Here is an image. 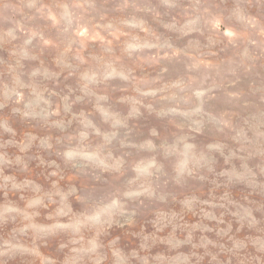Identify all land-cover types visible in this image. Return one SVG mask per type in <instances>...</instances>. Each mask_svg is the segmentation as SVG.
<instances>
[{
  "label": "clouds",
  "instance_id": "obj_1",
  "mask_svg": "<svg viewBox=\"0 0 264 264\" xmlns=\"http://www.w3.org/2000/svg\"><path fill=\"white\" fill-rule=\"evenodd\" d=\"M40 6L55 11L60 20L33 15L29 19L36 25L35 34L20 37V44H13L18 39L11 32L4 38L12 48L9 59L0 60V147L16 145L27 153L25 148L38 143L61 157L63 167L56 160L49 163L54 169L49 175L56 179L47 190L31 176L18 178L0 167V264H10L17 257L31 258L30 264H264V203L250 198L257 189L264 190V112L253 110L227 127H217L203 110L172 109L167 117L169 147L164 146L163 138L158 139L157 147L148 154L157 164L149 172L137 173L134 164L143 154L126 145L136 119L114 107L109 73L112 68L127 73L121 80H127L122 89L129 92L133 85L141 88L152 83L137 78L136 73L149 61L134 47L152 38V26L142 35L140 26L115 21L112 40L102 52L81 61L79 57L71 59L68 53L79 42L78 25L92 27L87 16L93 9L91 0H41ZM65 7L71 9V25L63 23L61 9ZM156 7L163 11L153 19L178 34L177 40L189 37L187 31L218 38L229 28L235 33L233 44L254 58L264 57V0H160L158 6L143 0H121L118 5L119 10L136 13L155 12ZM164 16L170 20L165 22ZM215 21L221 24L219 30L213 26ZM177 23L191 27L182 32L173 27ZM45 40L51 43L45 44ZM50 51L55 52L51 63L47 59ZM22 60L38 63L35 69L26 70ZM52 64L60 71L80 74L79 95L70 87L66 94L50 89L49 85L58 88L60 84L59 72L47 73L46 66ZM139 99L145 104L153 102L146 93H139ZM81 102L91 103L92 108L74 112L73 106ZM176 103L179 106L180 101ZM99 104L125 123L117 124ZM5 109L10 113L5 114ZM17 114L42 120L62 135H40L32 125L17 139L13 126ZM74 124L78 126L73 128ZM33 131L38 135L33 136ZM5 134L12 138L3 140ZM205 136L209 138L203 140ZM186 143L196 147L187 151ZM0 164H19L24 172L29 171L23 157L10 159L7 151L0 152ZM210 177L216 188L222 186L220 178L224 177L225 187L244 184L252 192L244 202L232 198L228 191L211 200L185 196L180 203L188 212L200 206V223L188 224L182 214L158 208L151 222L153 231L138 225L137 217L146 203H167L169 196L177 199L169 192L170 185ZM18 193L19 200L15 199ZM204 205L223 211L216 215ZM41 209L48 210L43 219ZM226 216L233 217L235 225ZM203 220H214L217 227H209ZM207 233H215L216 238ZM50 238L60 241L62 256L44 250Z\"/></svg>",
  "mask_w": 264,
  "mask_h": 264
},
{
  "label": "rangeland",
  "instance_id": "obj_2",
  "mask_svg": "<svg viewBox=\"0 0 264 264\" xmlns=\"http://www.w3.org/2000/svg\"><path fill=\"white\" fill-rule=\"evenodd\" d=\"M91 3L93 9L87 16L92 27L87 23L78 25L76 35L79 42L73 45L72 52L68 53L71 59L79 57L81 61H84L90 56L99 55L104 45L112 40L111 32L115 21L140 26L143 29L142 35L147 34L148 25L152 26L154 32L151 39L144 41L142 45L134 46L137 50L142 51L138 55L145 56L144 58L149 61L144 68L136 73V76L140 80H147L152 83L141 88L133 85V89L129 92L127 89H122L126 86L127 80H121L122 77H127V73L116 68H112L109 73L110 78L113 79L109 81L108 87L114 107L122 113L133 114L136 119L133 121L135 129L128 131L129 138L126 145L128 148L136 149L143 154L142 158L134 164L137 173L149 172L157 164V160L150 158L148 154L157 147L158 139L163 138L164 146L169 147L166 141L170 134L171 125L167 117L172 109L203 110L212 118L213 124L217 127H227L253 110L264 112V57L254 58L247 54L243 48L233 44L235 33L231 29H223L221 37L206 38L207 33L204 35L194 34L187 31L191 27L187 23L183 25L177 23L173 27L182 32L187 31L189 36L177 40L178 34L168 32L153 19L156 13L160 10L163 11L162 8L156 7L155 12L145 10L144 13H136L130 12L129 9L119 10L118 5L121 0H109L108 4H104V0H91ZM143 3L158 6L160 0H143ZM40 4L41 0H0V60L7 61L10 57L12 45L4 43L6 34L11 32L17 37L18 40L13 41V44L22 43V39H19L22 36L35 34L36 25L29 17L46 14L49 21L60 20V16L55 11L49 10L47 6H40ZM61 14L65 25H71L74 22L70 8L61 9ZM162 19L168 22L170 17L164 16ZM213 26L216 30L221 28L219 21H215ZM44 43L50 44L51 41L45 40ZM254 48L253 45L249 52ZM54 55V51L47 54L49 63H51ZM71 59L68 61L69 63H71ZM21 63L26 70H30V68L35 69L38 62L22 60ZM46 68L47 73L59 72V87L54 88L49 85L53 92L57 90L66 94L70 87L76 89L75 95L80 94L78 90L79 73H70V70L60 71L55 64L46 66ZM2 69L3 64H0V70ZM139 93L150 94L153 102L145 104L139 99ZM75 95H73V99H75ZM106 99L107 97H101V100ZM177 101H180L179 106ZM97 106L107 116L114 117L117 124L125 123L119 115L105 108L103 104ZM91 108V103L81 102L73 106V111H87ZM4 113L9 114L10 109H5ZM96 119L100 120L99 114H97ZM32 125H35L34 130L40 135H62L59 129L45 126L42 120L21 118L19 114L13 117V126L18 131L17 139ZM77 126L74 124L73 128ZM35 131L32 132L33 136L38 135ZM11 138L10 134H5L3 140ZM208 138L205 136L202 139L207 140ZM43 139L44 137H39V140ZM184 147L187 151H192L196 146L192 143H186ZM3 151H7L9 158L13 160L16 156L23 157L29 167V171L24 172L22 165L13 164L5 167L0 164V167H4L5 174H16L18 178L31 176L46 190L51 188V181L56 179V177L49 175L54 170L48 166L49 163L56 160V163H60L63 167L61 157L54 152L41 148L38 143L30 144L25 148L24 152L27 153H22L16 145H9L7 149L0 147V152ZM41 160L45 163H41ZM212 179V177L203 181L189 179L179 184L170 185L168 190L177 199L173 200L172 196H169L167 203H146L137 217L138 225H144L148 231H153L154 227L151 222L155 220L154 210L158 208L167 212L175 211L182 214L184 222L188 224L200 223V206H197L194 212H188L180 203L185 196L196 195L201 200H211L213 196L218 198L225 191H228L232 194V198L244 202V197L252 192V189L244 184L234 183L225 187L227 178L224 177L220 178L222 186L216 188L215 184L211 182ZM250 198L259 203H264V190L257 189ZM0 199H2V194H0ZM15 199L19 200V193ZM203 207L208 211H215L216 215H220L223 211L219 208L212 209L208 205ZM47 211L41 209V219L47 214ZM257 215L259 216L260 213L258 212ZM225 219L232 220L235 225L233 217L226 216ZM203 223L209 227H217V222L214 220H203ZM219 226L226 227V224ZM199 234L197 233V235ZM207 235L213 239L216 238L215 233H207ZM59 242L56 238H50L48 247L44 250L53 256H62L58 250ZM30 259L29 257H17L10 264H30Z\"/></svg>",
  "mask_w": 264,
  "mask_h": 264
}]
</instances>
